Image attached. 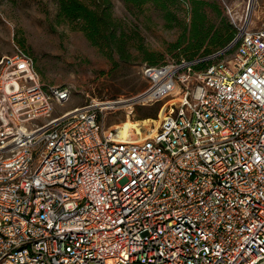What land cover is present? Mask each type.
Returning <instances> with one entry per match:
<instances>
[{
    "label": "built area",
    "instance_id": "built-area-1",
    "mask_svg": "<svg viewBox=\"0 0 264 264\" xmlns=\"http://www.w3.org/2000/svg\"><path fill=\"white\" fill-rule=\"evenodd\" d=\"M226 8V47L144 67L141 131L0 57V264H264V26Z\"/></svg>",
    "mask_w": 264,
    "mask_h": 264
},
{
    "label": "rangeland",
    "instance_id": "rangeland-1",
    "mask_svg": "<svg viewBox=\"0 0 264 264\" xmlns=\"http://www.w3.org/2000/svg\"><path fill=\"white\" fill-rule=\"evenodd\" d=\"M83 1L96 5L95 0ZM209 1L216 2L231 22L226 4L240 16L249 14L253 26H264V0H256L252 7L250 0ZM111 5L117 23L107 30L106 42L96 44L79 20L59 16L58 0H0V57L21 47L33 55L44 83L69 86L72 98L60 110L99 101L108 107L107 126L118 125L122 133L134 128L140 131L144 125L151 127L161 103L135 105L132 110L127 98L148 86L143 75L146 65L193 54L189 50L190 3L178 0L177 4L169 3L168 9L151 2L138 6L124 0H111ZM207 20L215 29L222 25L211 8ZM118 36L122 50L115 46Z\"/></svg>",
    "mask_w": 264,
    "mask_h": 264
},
{
    "label": "trees",
    "instance_id": "trees-1",
    "mask_svg": "<svg viewBox=\"0 0 264 264\" xmlns=\"http://www.w3.org/2000/svg\"><path fill=\"white\" fill-rule=\"evenodd\" d=\"M58 1L59 16H64L71 20H79L82 23V29L85 31L87 37L96 44H102V42L104 43V41L108 38L106 36L107 30L113 27V23H117L115 22V18L113 16L111 0H95V6L87 4L83 0ZM124 1L138 6L151 2L157 6H161L163 9H168L169 3H178V0ZM183 1H189L190 3L189 13L191 14V46L189 50L194 51L193 54L187 55L184 58L193 59L209 55L226 47L234 39L237 33L236 28L216 2L209 0ZM208 8H211L217 14L220 18V23H222V25L216 29L214 28V25L208 24ZM112 34L113 36H116L114 32H112ZM119 40L120 37L118 36L115 41V46L122 50V43ZM203 47H205V49L201 51L200 49Z\"/></svg>",
    "mask_w": 264,
    "mask_h": 264
},
{
    "label": "bare ground",
    "instance_id": "bare-ground-1",
    "mask_svg": "<svg viewBox=\"0 0 264 264\" xmlns=\"http://www.w3.org/2000/svg\"><path fill=\"white\" fill-rule=\"evenodd\" d=\"M253 3H256V0H251V4H250L251 7H252V4H253ZM248 15H249V14H248ZM125 102H126V101H125ZM125 102H122V103L125 105ZM114 103H117V102H114ZM129 107H130V108H133L131 104H129ZM104 108L106 109V108H108V107H105V106H104ZM141 130H142V129H140V131H141Z\"/></svg>",
    "mask_w": 264,
    "mask_h": 264
}]
</instances>
